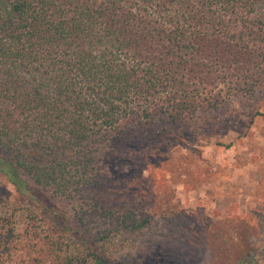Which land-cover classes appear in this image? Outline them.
<instances>
[{
    "label": "trees",
    "instance_id": "1",
    "mask_svg": "<svg viewBox=\"0 0 264 264\" xmlns=\"http://www.w3.org/2000/svg\"><path fill=\"white\" fill-rule=\"evenodd\" d=\"M263 8L264 0H0V172L48 201L40 212L0 202V264L166 259L174 238L165 239L154 204L114 199L110 165L187 138L203 114L264 89Z\"/></svg>",
    "mask_w": 264,
    "mask_h": 264
},
{
    "label": "rangeland",
    "instance_id": "2",
    "mask_svg": "<svg viewBox=\"0 0 264 264\" xmlns=\"http://www.w3.org/2000/svg\"><path fill=\"white\" fill-rule=\"evenodd\" d=\"M113 161L106 182L112 197L151 202L158 225L170 232L165 239L174 238L164 260L130 253L120 264H264V89L203 114L187 138ZM39 197L0 172V202L40 212L48 201ZM54 208L78 225L66 203ZM6 264L23 263L16 257Z\"/></svg>",
    "mask_w": 264,
    "mask_h": 264
}]
</instances>
